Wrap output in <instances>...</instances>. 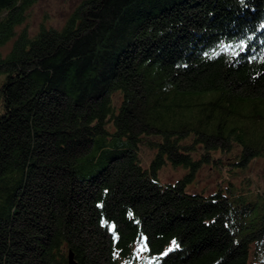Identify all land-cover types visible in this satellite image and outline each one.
Here are the masks:
<instances>
[{"label":"trees","instance_id":"trees-1","mask_svg":"<svg viewBox=\"0 0 264 264\" xmlns=\"http://www.w3.org/2000/svg\"><path fill=\"white\" fill-rule=\"evenodd\" d=\"M32 1L0 0V264H264L237 183L264 159V0H84L17 33Z\"/></svg>","mask_w":264,"mask_h":264},{"label":"rangeland","instance_id":"rangeland-1","mask_svg":"<svg viewBox=\"0 0 264 264\" xmlns=\"http://www.w3.org/2000/svg\"><path fill=\"white\" fill-rule=\"evenodd\" d=\"M84 0H33L29 7L24 11L25 18L20 26L16 27V32L19 33L22 29H26L28 35H35L41 27L54 28L60 30L64 27L69 18L74 14L76 9L81 5ZM11 42L6 43L1 48V53L4 55L10 49ZM3 74H0V86L3 82ZM2 108V99L0 98V110ZM152 152L146 150L143 160L144 166H147L148 160ZM247 173L252 181L250 189L264 192V159L256 158L252 160L242 175L237 178V183L242 176ZM185 172L181 168L173 169L169 166L160 170L158 175L163 183L174 182L184 176ZM220 174L214 171L210 166H203L202 169L195 176L187 189L191 192L205 191L211 193L219 186L218 179ZM258 187V188H257ZM134 263L140 264L142 260V250L138 248ZM133 263V264H134Z\"/></svg>","mask_w":264,"mask_h":264},{"label":"water","instance_id":"water-1","mask_svg":"<svg viewBox=\"0 0 264 264\" xmlns=\"http://www.w3.org/2000/svg\"><path fill=\"white\" fill-rule=\"evenodd\" d=\"M67 264H77L73 258L72 252L69 251L67 255Z\"/></svg>","mask_w":264,"mask_h":264}]
</instances>
